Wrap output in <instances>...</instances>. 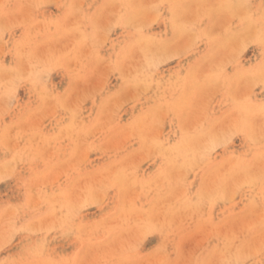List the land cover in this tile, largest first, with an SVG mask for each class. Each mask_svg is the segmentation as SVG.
<instances>
[{
	"label": "rangeland",
	"instance_id": "374dc122",
	"mask_svg": "<svg viewBox=\"0 0 264 264\" xmlns=\"http://www.w3.org/2000/svg\"><path fill=\"white\" fill-rule=\"evenodd\" d=\"M0 264H264V0H0Z\"/></svg>",
	"mask_w": 264,
	"mask_h": 264
},
{
	"label": "bare ground",
	"instance_id": "6f19581e",
	"mask_svg": "<svg viewBox=\"0 0 264 264\" xmlns=\"http://www.w3.org/2000/svg\"><path fill=\"white\" fill-rule=\"evenodd\" d=\"M7 68V67H6ZM134 83V82H133ZM134 85V84H133Z\"/></svg>",
	"mask_w": 264,
	"mask_h": 264
}]
</instances>
